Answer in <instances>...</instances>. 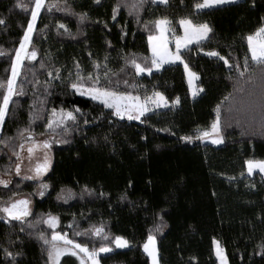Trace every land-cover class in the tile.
Masks as SVG:
<instances>
[{
	"label": "trees",
	"instance_id": "obj_1",
	"mask_svg": "<svg viewBox=\"0 0 264 264\" xmlns=\"http://www.w3.org/2000/svg\"><path fill=\"white\" fill-rule=\"evenodd\" d=\"M202 1L144 0L130 11L134 0H46L31 42L37 57L20 69V94L10 100L0 130L5 141L0 144V175L10 179L6 186L0 184V201L21 195L33 199L25 220L0 218V264H49V246L39 234L50 239L54 231L90 250L113 246L116 236L128 239V248L100 255L101 264H151L143 248L150 233L156 237L159 264H217L215 239L229 264H264V175L247 174L248 160H264V72L251 60L247 41L264 25V0L196 9ZM19 2L30 7L26 11ZM33 3L0 0L5 21L0 25V81L11 75ZM162 17L172 21L176 35L182 33V18L212 28L208 40L181 51L203 88L196 97L182 63L139 75L129 62L134 58L143 65L152 56L148 37L157 33L152 22ZM209 51L219 52L228 64L208 56ZM77 72L99 76L100 87L143 97L158 91L179 103L140 120L119 118L70 87ZM84 83L90 87L93 82ZM4 93L0 88V103ZM217 106L223 144L185 140L211 126ZM53 109L76 115L66 122L67 131L63 125L47 127ZM26 135L56 140L52 166L40 180L16 175L14 153ZM41 191L44 195L38 196ZM49 214L59 217L56 229L44 222ZM101 226L103 235L94 236L91 229ZM5 250L21 255L13 261ZM69 261L77 264L72 256L63 258Z\"/></svg>",
	"mask_w": 264,
	"mask_h": 264
},
{
	"label": "snow or ice",
	"instance_id": "obj_2",
	"mask_svg": "<svg viewBox=\"0 0 264 264\" xmlns=\"http://www.w3.org/2000/svg\"><path fill=\"white\" fill-rule=\"evenodd\" d=\"M99 3V0H96ZM163 3H167L168 0H162ZM232 2V0H203L202 3H197L195 7L197 9H203L207 7H211L214 5L224 4ZM144 0H134L133 3L129 4L128 7L130 11L138 10ZM255 0H253V4ZM18 6L25 9L26 11L30 7L29 4L19 2ZM45 6V0H34V8L31 12V22L27 25V30L24 32L23 38L20 41V47L16 50L15 53V60L11 65V76L7 78L5 81H0V88L5 90L3 94L2 103H0V130H2V126L4 124L5 116L8 111V105L10 100L14 95L20 94L16 88L17 77L20 75V69L23 67V62L27 58L29 60H35L37 57V52L35 50L28 51V45L31 42V34L33 32L34 24L37 19L38 14L40 13L41 9ZM57 5L51 4L49 5V10L51 8L56 7ZM120 8L118 4L116 8L113 10L117 12ZM86 13L80 15V19L83 20L86 18ZM115 19V15L112 17ZM5 21L0 19V25L4 24ZM154 28L157 30V34L149 35L148 40L152 47V56L146 57V63L140 64L137 63L136 59H131L129 62L135 67V70L138 73L147 72L149 74L152 73L153 68L160 69L163 67L164 64L173 63L176 61H180L184 65V69L188 72L189 75V84H192L194 79H198V76L195 72H193L188 64L184 62V58L181 54V49L188 50L189 45L193 44H200L203 41L209 39V33L212 32V28L206 23H194L190 18H182L180 19L179 23L183 27L184 32L182 36H176L175 29L170 28L172 21H170L167 17H162L152 22ZM61 28H65V25L61 24ZM147 27V25H145ZM171 32L174 39H175V50H171L169 48V41L167 33ZM248 47L251 51V60L255 61L258 65L261 66L262 72H264V25L259 27L254 34L247 36ZM203 51V48L200 49ZM3 52H0V55H3ZM208 56L217 57L221 60H224L225 63H228L225 57L220 56L219 52L216 51H209L207 53ZM248 57L245 56L244 58V65L247 67L248 65ZM98 66V65H97ZM239 69V65L236 66ZM52 75V73H49ZM107 75V73H105ZM243 75V73H241ZM57 78H59L57 76ZM92 80V86L86 87L84 81L85 80ZM100 82L99 76L95 78L89 74L87 77L80 75L77 72L76 80L71 83L70 87L75 89L77 92H80L81 95L91 96L92 99L98 100L102 102L108 108L115 109V115L117 116H127L129 120H139L146 112L152 110V107L160 108L168 107V100L163 95V93L158 91H153L151 96H146L142 101L139 96H133L131 93H122L117 92L109 87H100L98 86ZM47 83V82H46ZM127 83V81H124ZM202 90V89H201ZM196 92H193L195 95ZM174 103H179V98H177ZM76 112L79 109H75ZM220 108L217 106V117L215 122L211 125L210 131L201 130L200 136L198 138H209L212 133L217 134L221 131L220 126V115H219ZM53 118L48 121L47 127L49 129H54V127H60L61 125L64 126V130L67 131V121H75L76 115L73 111L65 112L61 109L57 112L56 109L52 110ZM24 131H29V129H25ZM185 140H191L192 137H184ZM57 142H66V141H57ZM222 137L218 139H214L213 143H221ZM5 143L4 140H0V144ZM23 149V145L20 146ZM37 148L42 149H50L51 148V141L44 140L41 143L37 144L33 142L32 146H30L27 151L29 153V160L32 159V155L35 153ZM14 155L19 157V153H14ZM247 172L251 175L256 169H259L260 172H264V160L254 161L248 160L247 161ZM50 166V160L47 154L44 155L43 162L37 163L35 166V173L36 175H40L42 172L47 171ZM21 168L20 164H16V173L17 175L20 174ZM25 179L30 177L25 176ZM35 178V177H31ZM10 183L8 180L0 179V184H4L5 186ZM48 185H42V188H47ZM41 196L44 195V192L41 191L39 193ZM30 201L26 199L15 200L4 206L2 210L4 213L7 214V217L11 218L12 220H23L25 217L31 215L30 209L28 207ZM47 223L51 228L55 229L59 223V217L52 216L49 214L47 220L44 221ZM23 230V229H21ZM92 232L96 236H100L104 233L103 226L101 227H93L91 229ZM156 231H160V226L156 227ZM81 233H77L80 235ZM39 238L43 241L45 245L49 247L46 249V254L48 258L49 264H61V258L66 254L70 253L72 256H76L80 260V264H100L99 254L100 253H107L111 251V248L107 245L101 246L99 248L89 249L87 244L77 243L73 239H69L67 234H61L60 232H53L51 234V239H49L45 233L41 232L39 234ZM105 238H107L105 236ZM62 242V243H61ZM114 242L116 246L125 248L129 246V241L122 236H116L114 238ZM216 255L220 258L221 264H227V257L225 255L224 248L220 245L219 241H216ZM144 251L151 257L152 264H159V251L156 246V237L153 234H149L147 238V242L143 245ZM5 254L8 257H11L13 261L15 260V256L21 255V253L17 252L15 255L5 250Z\"/></svg>",
	"mask_w": 264,
	"mask_h": 264
},
{
	"label": "rangeland",
	"instance_id": "obj_3",
	"mask_svg": "<svg viewBox=\"0 0 264 264\" xmlns=\"http://www.w3.org/2000/svg\"><path fill=\"white\" fill-rule=\"evenodd\" d=\"M157 2H161V3H163L162 2V0H156ZM237 1H240V0H232V2H237ZM33 2H34V0H33ZM203 2V1H202ZM201 2V3H202ZM229 3H231V2H229ZM224 4H227V3H224ZM219 5H221V4H219ZM45 6H46V0H45ZM44 6V7H45ZM214 6H217V5H214ZM44 7L41 9V11L44 9ZM212 7V6H211ZM33 8H34V3H33ZM33 8H32V10H33ZM208 8V7H207ZM197 9V8H196ZM41 11H40V13H41ZM40 13L38 14V16H37V19H36V21H35V24H34V28H33V32H32V34H31V42H32V38H33V35H34V32H35V28H36V24H37V21H38V18H39V15H40ZM29 22H31V19H30V21ZM169 27H170V25H169ZM181 28H182V33L180 34V35H176V36H182L183 35V32H184V29H183V27L181 26ZM27 30V29H26ZM157 34V33H156ZM167 36H168V41H169V48L171 49V50H175V39H174V37H173V35H172V33L171 32H169V33H167ZM31 42H30V44L28 45V51H32V47H31ZM195 43V42H194ZM193 43V44H194ZM192 45V44H191ZM190 46V45H189ZM19 47H20V44H19V46H18V48H17V50L19 49ZM149 50H150V53H151V55H152V47H151V44L149 43ZM182 50H184V49H181V51ZM16 53V52H15ZM250 53H251V51H250ZM14 60H15V54H14V59H13V62H14ZM28 61H32V60H29V59H25L24 60V62H23V64L25 63V62H28ZM177 62H179V63H182V62H180V61H176V62H173V63H177ZM185 62V61H184ZM169 64V63H168ZM183 64V63H182ZM228 64V63H227ZM165 65V64H164ZM163 65V66H164ZM184 66V65H183ZM190 68V67H189ZM161 69V68H160ZM160 69H156V68H153V70H152V72H154V71H158V70H160ZM191 69V68H190ZM185 70V69H184ZM193 72H195L193 69H191ZM138 73V72H137ZM196 73V72H195ZM139 75H142V74H149V73H147V72H144V73H138ZM185 74H186V78H187V82H188V84H189V75H188V72L185 70ZM197 74V73H196ZM11 76V75H10ZM86 87H89V86H86ZM189 89H190V93H191V95H192V97H196V96H198L199 94H201L202 93V91H203V88L202 87H200L198 84H197V79H194L193 80V82H192V84H189ZM202 89V90H201ZM18 91V90H17ZM196 92V94L195 95H193V92ZM117 92H119V91H117ZM79 94H80V92H78ZM122 93H127V92H122ZM133 96H139L140 98H141V100L143 101L144 100V98L145 97H143V96H140V95H135V94H132ZM152 94H150V95H148V96H151ZM164 95V94H163ZM15 96V95H14ZM13 96V97H14ZM83 96H86V95H83ZM165 96V95H164ZM12 97V98H13ZM86 97H90L91 98V96H86ZM166 97V96H165ZM167 98V97H166ZM168 100V99H167ZM176 99H174L173 101H169L168 100V106L169 105H171V104H174V105H176V104H178V103H174V101H175ZM10 103V102H9ZM248 103H249V101L247 100L246 101V105H248ZM162 108H165V107H163V106H161L160 108H155L154 106L152 107V110L151 111H149V112H152V111H155V110H159V109H162ZM112 109V108H111ZM113 110V112H114V114H115V109H112ZM149 112H146V113H149ZM145 113V114H146ZM115 116H117V115H115ZM117 117H119V118H124V119H128L127 118V116H123V117H121V116H117ZM129 120V119H128ZM134 120V119H133ZM140 120V119H139ZM215 120H216V118L213 120V122L211 123V125L215 122ZM210 129H211V126L208 128V129H206L207 131H210ZM200 136V132H199V134L197 135V136H195L194 138H192V140H195V139H198V140H201V141H203V142H209V143H211V144H214V145H220V144H223V142H224V140H223V136H222V133H221V131H220V133H219V136H217V134H215V133H212L211 135H210V137L209 138H198ZM220 137H222V142L221 143H213V140L214 139H218V138H220ZM44 140H50L51 141V148L50 149H47V150H45V149H42V148H37L36 149V151H35V153L32 155V159L31 160H29V153H28V151H27V149L30 147V146H32V144H33V142H35V143H37V144H39V143H41L42 141H44ZM56 143V140H55V138L52 136V135H44V136H35V135H26V136H24V138H23V140H22V143H21V145H23V149H21L20 148V152H19V157H17V163H19L20 164V168H21V171H20V174L19 175H17V173H16V175L18 176V177H21V178H24L25 176H28V177H30V178H28V179H30V180H40V179H42L44 176H45V174L49 171V169L51 168V166H52V163H53V152H52V149H53V146H54V144ZM45 154H47V156L49 157V160H50V166H49V168L47 169V171H45V172H42L40 175H36V173H35V166H36V164L37 163H40V162H43V158H44V155ZM254 161H259V160H254ZM247 167H248V165H247ZM256 171H259V169H256L253 173H255ZM260 172V171H259ZM252 173V174H253ZM263 175H264V172H261ZM247 174H248V172H247ZM251 174V175H252ZM31 177H35V178H31ZM0 179H2V180H8V181H10V179L9 178H5V177H3V176H1L0 175ZM9 184V183H8ZM39 194V193H38ZM38 196H41L40 194L38 195ZM20 199H26V200H28V201H30V203H29V205H28V207H29V209H30V212L32 211V207H33V199H32V197L31 196H29V195H21V196H19V197H17V198H15L14 200H12L11 202H13V201H15V200H20ZM11 202H8V203H6V202H3V201H0V209H2L4 206H7L8 204H10ZM52 216H55V215H52ZM28 217V216H27ZM27 217H25L23 220H25ZM57 217V216H56ZM0 218H2V219H4V220H6V221H9V220H12L11 218H9V217H7V214L6 213H4L2 210H0ZM48 218V217H47ZM47 218H46V220H47ZM59 224V223H58ZM57 227H58V225H57ZM56 227V228H57ZM55 228V229H56ZM53 229V228H52ZM55 232H58V231H55ZM61 233V232H60ZM61 234H63V233H61ZM92 234L94 235V236H96L95 234H94V232H92ZM103 235V233L100 235V236H102ZM123 237V236H122ZM125 238V237H124ZM50 239H51V237H50ZM69 239H71V238H69ZM125 239H127V238H125ZM128 240V239H127ZM216 241H219L218 239H215L214 241H213V247H214V254H215V257H216V259H217V264H221V262H220V258L219 257H217V255H216ZM147 242V241H146ZM62 243V242H61ZM78 243V242H77ZM219 243H220V241H219ZM220 245H221V243H220ZM108 247H110L111 248V251H109V252H107V253H100L99 254V260H100V255H103V254H108V253H110V252H112L114 249H125V248H128L129 246H130V243H129V246L128 247H125V248H121V247H118V246H116V244H115V242H114V245L113 246H109V245H107ZM156 246H157V243H156ZM222 246V245H221ZM225 251V250H224ZM72 256L70 253H68V254H66L65 256ZM225 255H226V253H225ZM65 256H63L62 258H61V264H72V261H69V262H66V263H64L63 262V258L65 257ZM73 258H75V260H76V263L77 264H80V260H79V258L78 257H76V256H72ZM226 257H227V255H226ZM150 260H151V257H150ZM89 264H90V262H89ZM101 264V263H100ZM151 264H152V261H151ZM227 264H229V262H228V259H227Z\"/></svg>",
	"mask_w": 264,
	"mask_h": 264
},
{
	"label": "crops",
	"instance_id": "obj_4",
	"mask_svg": "<svg viewBox=\"0 0 264 264\" xmlns=\"http://www.w3.org/2000/svg\"><path fill=\"white\" fill-rule=\"evenodd\" d=\"M151 261V260H150Z\"/></svg>",
	"mask_w": 264,
	"mask_h": 264
}]
</instances>
